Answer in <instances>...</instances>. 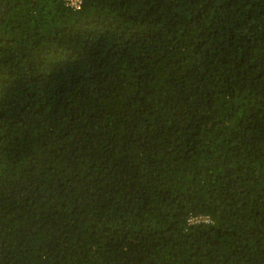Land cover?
<instances>
[{
  "label": "trees",
  "instance_id": "16d2710c",
  "mask_svg": "<svg viewBox=\"0 0 264 264\" xmlns=\"http://www.w3.org/2000/svg\"><path fill=\"white\" fill-rule=\"evenodd\" d=\"M0 264H264V0H0Z\"/></svg>",
  "mask_w": 264,
  "mask_h": 264
},
{
  "label": "built area",
  "instance_id": "2783aa9c",
  "mask_svg": "<svg viewBox=\"0 0 264 264\" xmlns=\"http://www.w3.org/2000/svg\"><path fill=\"white\" fill-rule=\"evenodd\" d=\"M67 5L74 9H79L81 5V0H66ZM212 223V220L209 216L204 215H191L188 218V224L194 225V224H209Z\"/></svg>",
  "mask_w": 264,
  "mask_h": 264
}]
</instances>
